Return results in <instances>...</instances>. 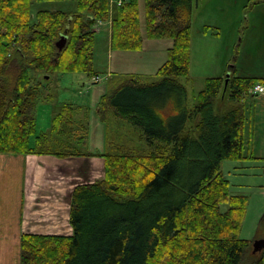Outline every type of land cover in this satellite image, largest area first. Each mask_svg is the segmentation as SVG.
Instances as JSON below:
<instances>
[{
    "label": "trees",
    "instance_id": "1",
    "mask_svg": "<svg viewBox=\"0 0 264 264\" xmlns=\"http://www.w3.org/2000/svg\"><path fill=\"white\" fill-rule=\"evenodd\" d=\"M44 1L52 0H0V153L100 156L105 173L75 186L71 235H22L20 264H264V255H249L252 240L239 236L247 196L231 192L222 169L224 160L260 158L245 100L257 96L264 73L232 65L227 84L226 74L207 77L191 103L182 78L190 73L194 0H122L113 11L112 0H71L74 11L34 9ZM100 20L111 22L113 58L167 41L156 79L112 64L97 104L138 137L107 127L102 148L87 140L81 105L60 102L46 130H38L37 112L54 101L53 73L101 81L94 64Z\"/></svg>",
    "mask_w": 264,
    "mask_h": 264
},
{
    "label": "rangeland",
    "instance_id": "2",
    "mask_svg": "<svg viewBox=\"0 0 264 264\" xmlns=\"http://www.w3.org/2000/svg\"><path fill=\"white\" fill-rule=\"evenodd\" d=\"M256 2L258 0H194L190 73L188 78H182L188 87L191 103L194 102L195 95L204 88L207 77L223 76L232 65L243 74L264 73V4ZM40 8L74 11L76 4L71 0L34 3L35 10ZM205 26H209L207 32H204ZM96 28L94 64L100 71L101 81L93 83L88 75L81 72L51 74V92L54 94L51 98L54 101L38 107V130L50 127L52 115L56 113L54 108L59 107L60 102L72 101L81 105L77 117L82 121H90L91 134L87 140L91 147L102 148L107 127H125L127 131L121 133L124 132L127 139L133 138L132 141L135 142L137 133L130 131L132 128L125 125L123 120L113 118L103 103L97 102L100 95L108 90V75L113 63V67H118L122 73L135 72L145 79H156V71L167 57V41L153 40L142 54L144 56L113 58L110 48L111 22H103ZM39 80L44 84L51 81L48 78ZM224 101L222 98L217 101L219 110L224 109ZM100 111L106 117V123L99 119L97 112ZM254 113L252 122L261 136V141L255 146V153H262L264 156V108L259 115L258 111ZM120 122L123 123L122 126ZM222 169L230 181L231 192L247 196V210L239 236L252 240L249 255L263 256L264 249L255 253L253 244L256 239L264 238V158L251 161L224 160ZM95 173L94 177L97 179L104 176L103 172V176L98 171ZM13 182L15 183V179ZM16 189L12 192L15 193ZM24 233L33 232H23L21 237ZM17 243H11L12 250L16 254L20 252L21 255V238Z\"/></svg>",
    "mask_w": 264,
    "mask_h": 264
},
{
    "label": "crops",
    "instance_id": "3",
    "mask_svg": "<svg viewBox=\"0 0 264 264\" xmlns=\"http://www.w3.org/2000/svg\"><path fill=\"white\" fill-rule=\"evenodd\" d=\"M245 102L248 128L256 132L252 147L255 151L261 136L251 115H255L254 111L259 115L264 108V94ZM256 156L264 158L262 153ZM96 171L103 176L104 159L100 156L60 158L49 154L0 153V264H20V252H13L11 243L18 244L23 232L71 235L73 190L77 184L95 181Z\"/></svg>",
    "mask_w": 264,
    "mask_h": 264
},
{
    "label": "water",
    "instance_id": "4",
    "mask_svg": "<svg viewBox=\"0 0 264 264\" xmlns=\"http://www.w3.org/2000/svg\"><path fill=\"white\" fill-rule=\"evenodd\" d=\"M65 39H66V35H63L61 40L59 41V44L63 45L65 43ZM229 77H230V72L227 73L226 84L228 83ZM253 245H254V252L255 253L258 252L259 250L264 249V238L256 239Z\"/></svg>",
    "mask_w": 264,
    "mask_h": 264
},
{
    "label": "built area",
    "instance_id": "5",
    "mask_svg": "<svg viewBox=\"0 0 264 264\" xmlns=\"http://www.w3.org/2000/svg\"><path fill=\"white\" fill-rule=\"evenodd\" d=\"M256 89H258V90H263V89H264V87H263V86H261V85H258V87H257Z\"/></svg>",
    "mask_w": 264,
    "mask_h": 264
}]
</instances>
